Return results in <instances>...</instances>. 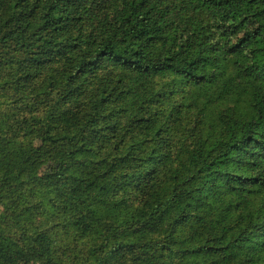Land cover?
I'll return each instance as SVG.
<instances>
[{"label": "trees", "instance_id": "trees-1", "mask_svg": "<svg viewBox=\"0 0 264 264\" xmlns=\"http://www.w3.org/2000/svg\"><path fill=\"white\" fill-rule=\"evenodd\" d=\"M0 264H264V0H0Z\"/></svg>", "mask_w": 264, "mask_h": 264}, {"label": "rangeland", "instance_id": "rangeland-1", "mask_svg": "<svg viewBox=\"0 0 264 264\" xmlns=\"http://www.w3.org/2000/svg\"><path fill=\"white\" fill-rule=\"evenodd\" d=\"M17 159H18L17 155L12 156V160L16 161ZM54 167L55 165L53 163L48 162L42 166L41 171L42 173L52 172L54 170Z\"/></svg>", "mask_w": 264, "mask_h": 264}]
</instances>
